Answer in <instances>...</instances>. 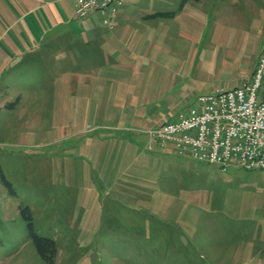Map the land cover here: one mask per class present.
<instances>
[{
	"label": "rangeland",
	"instance_id": "1",
	"mask_svg": "<svg viewBox=\"0 0 264 264\" xmlns=\"http://www.w3.org/2000/svg\"><path fill=\"white\" fill-rule=\"evenodd\" d=\"M163 1L184 12L141 20L164 25L159 47H192L206 38L194 71L198 88L208 89L201 93L251 81L253 74L246 78L237 67L262 54L264 0ZM211 36L232 42L220 52ZM34 72L24 70L19 84L0 92V264H48L27 208L35 234L56 242L55 264H264L262 171H223L169 152L154 166L135 161L119 173L114 159L99 153L111 142L98 138L94 146L96 110L60 91L48 71ZM198 95L164 123L195 106ZM78 97L97 103L93 91Z\"/></svg>",
	"mask_w": 264,
	"mask_h": 264
},
{
	"label": "crops",
	"instance_id": "2",
	"mask_svg": "<svg viewBox=\"0 0 264 264\" xmlns=\"http://www.w3.org/2000/svg\"><path fill=\"white\" fill-rule=\"evenodd\" d=\"M65 1L0 0V92L5 88L7 93L12 87L10 82L19 84L21 80L15 79L24 70L40 75L48 71L53 85L57 79L60 91L73 92L75 100L86 101L87 108L96 110L95 124L100 127L92 131L98 134L94 139L111 142L110 146L101 147L100 156L114 159L119 173L135 161L143 164L141 167L154 166L159 155L174 152L149 149V132L199 93L208 91L198 88L200 79L194 76L203 53L201 43L206 38L201 37V42L192 47L174 43L159 47L157 30L164 25L141 19L182 12L179 6L172 7L163 0H147L144 5L137 0L125 4L124 0L112 28L104 26L97 17L78 18L76 0L69 1V10L63 6ZM164 7L170 10L164 11ZM223 37L211 36L208 41L221 52L232 42L230 37L222 40ZM173 47L180 54L173 52ZM256 63L237 68L249 78ZM37 85L40 88L45 84ZM89 91H93L97 102L92 107L88 97H78Z\"/></svg>",
	"mask_w": 264,
	"mask_h": 264
},
{
	"label": "built area",
	"instance_id": "3",
	"mask_svg": "<svg viewBox=\"0 0 264 264\" xmlns=\"http://www.w3.org/2000/svg\"><path fill=\"white\" fill-rule=\"evenodd\" d=\"M124 0H76L80 19L113 23ZM154 147L189 156L196 163L264 173V48L250 82L200 94L178 119L149 132Z\"/></svg>",
	"mask_w": 264,
	"mask_h": 264
},
{
	"label": "trees",
	"instance_id": "4",
	"mask_svg": "<svg viewBox=\"0 0 264 264\" xmlns=\"http://www.w3.org/2000/svg\"><path fill=\"white\" fill-rule=\"evenodd\" d=\"M11 107L13 104L10 105ZM6 184L8 186H11L8 181H6ZM27 211L29 213V216H26L25 218L29 221V229L30 233L33 236L35 245L37 247V250L40 254V256L48 263V264H55L56 255H57V245L56 242L52 239L43 238L35 234L33 223H32V217L30 215V210L27 208V210H24V212Z\"/></svg>",
	"mask_w": 264,
	"mask_h": 264
}]
</instances>
